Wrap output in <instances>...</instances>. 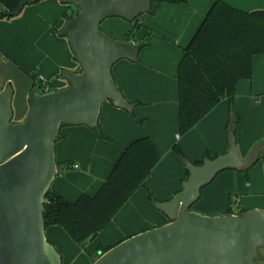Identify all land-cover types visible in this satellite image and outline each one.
Listing matches in <instances>:
<instances>
[{
    "label": "crops",
    "instance_id": "obj_1",
    "mask_svg": "<svg viewBox=\"0 0 264 264\" xmlns=\"http://www.w3.org/2000/svg\"><path fill=\"white\" fill-rule=\"evenodd\" d=\"M246 11L264 9V0H224ZM213 0H163L155 13L140 16L136 37L140 46L137 61L119 60L112 69L119 89L134 104V111L106 102L98 128L64 125L56 142L58 174L51 190L74 202L80 195H94L110 175L123 148L132 141L150 137L162 157L153 173L115 215L108 226L81 250L66 230L46 227L62 264H93L99 246L111 248L129 236L168 222L165 214L149 200H169L182 189L188 177L183 161L173 150L177 143L192 161L207 153L228 151L229 101L222 100L194 128L179 134L178 67ZM74 7L61 0H40L26 5L15 17L0 19V91L14 89V120L25 119L29 95L39 75L52 80L55 89L67 86L64 69L78 71L68 39L61 34L66 17ZM5 5L0 1V11ZM104 31L124 39L135 23L107 18ZM141 42L145 45L141 46ZM236 100L243 118L238 148L243 158L261 146L260 158L248 171L227 169L203 188L193 210L201 214H227L228 195L239 209L264 208V54L253 60V75L236 87ZM103 132L104 136L100 135ZM87 254V255H86Z\"/></svg>",
    "mask_w": 264,
    "mask_h": 264
},
{
    "label": "water",
    "instance_id": "obj_2",
    "mask_svg": "<svg viewBox=\"0 0 264 264\" xmlns=\"http://www.w3.org/2000/svg\"><path fill=\"white\" fill-rule=\"evenodd\" d=\"M40 0H21L18 13ZM75 7L61 34L68 39L78 71L64 69L67 86L41 94L34 87L30 109L22 121L14 120V89L0 91V264H62L46 234V195L58 174L56 142L66 125L99 124L102 106L134 111V104L119 89L112 73L121 59L137 61L140 46L117 39L101 27L110 17L134 22L158 0H61ZM228 151L202 164L184 160L187 179L169 200L154 207L166 224L129 236L93 264H259L264 248V208L242 214H201L192 206L203 188L227 169L249 170L260 158L261 146L243 158L234 131ZM90 240H87L89 242Z\"/></svg>",
    "mask_w": 264,
    "mask_h": 264
},
{
    "label": "trees",
    "instance_id": "obj_3",
    "mask_svg": "<svg viewBox=\"0 0 264 264\" xmlns=\"http://www.w3.org/2000/svg\"><path fill=\"white\" fill-rule=\"evenodd\" d=\"M0 1L5 5V10L0 11V19H10L19 14L17 11L21 0ZM161 1H154L149 12L155 13ZM76 12L74 7L64 16L68 19ZM139 18L123 40L137 42L136 33L141 25ZM145 44L141 42V46ZM259 54H264V9L246 11L224 0H213L196 33L184 48L178 67L181 136L194 128L222 100L227 99L228 131H234L239 141L243 118L237 105L236 87L239 81L252 78L253 60ZM38 85L35 82L33 88ZM100 135L104 136L103 132ZM173 150L183 162L189 159L177 143ZM161 157L150 137L138 138L123 148L110 175L96 194H82L71 202L50 189L46 195L49 202L44 207L45 226H61L74 242L85 246L87 240H94L130 197L144 186ZM214 157L207 153L204 159ZM203 160L194 162L202 164ZM233 199L234 195L229 194L227 214L235 212L236 202ZM149 200L153 205L157 201L152 192H149ZM243 212L238 205V213ZM108 249L102 246L98 248L101 252Z\"/></svg>",
    "mask_w": 264,
    "mask_h": 264
},
{
    "label": "built area",
    "instance_id": "obj_4",
    "mask_svg": "<svg viewBox=\"0 0 264 264\" xmlns=\"http://www.w3.org/2000/svg\"><path fill=\"white\" fill-rule=\"evenodd\" d=\"M37 84H39L37 87H39V92L41 94H46L55 90V86L53 85L52 80L47 76L39 75L37 77ZM234 209L235 212L232 214H239L237 203L234 204Z\"/></svg>",
    "mask_w": 264,
    "mask_h": 264
},
{
    "label": "rangeland",
    "instance_id": "obj_5",
    "mask_svg": "<svg viewBox=\"0 0 264 264\" xmlns=\"http://www.w3.org/2000/svg\"><path fill=\"white\" fill-rule=\"evenodd\" d=\"M68 6H70V5H68ZM115 18H117V17H110V19H115ZM120 18V17H119ZM123 19V18H122ZM104 22V21H103ZM129 22V21H128ZM103 24V23H102ZM101 27H102V29H103V25H101ZM104 30V29H103ZM184 163V162H183ZM185 166V165H184ZM194 206V205H193ZM193 206H192V210H193ZM194 211V210H193ZM211 215H213V214H211ZM89 243H87L86 242V245L85 246H82V245H80V244H78V246L80 247V249L81 250H83V251H85L86 253H88L89 254V252H87L86 251V246L88 245ZM87 255V254H86ZM94 257H98V254L97 255H95ZM257 261H258V263L259 264H264V248H261L260 249V252H259V257H258V259H257Z\"/></svg>",
    "mask_w": 264,
    "mask_h": 264
}]
</instances>
